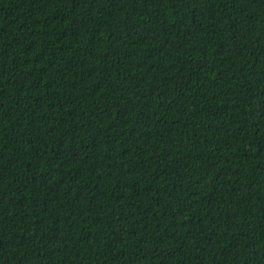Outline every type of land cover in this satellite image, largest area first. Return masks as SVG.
Here are the masks:
<instances>
[{
    "label": "trees",
    "instance_id": "16d2710c",
    "mask_svg": "<svg viewBox=\"0 0 264 264\" xmlns=\"http://www.w3.org/2000/svg\"><path fill=\"white\" fill-rule=\"evenodd\" d=\"M0 264H264V0H0Z\"/></svg>",
    "mask_w": 264,
    "mask_h": 264
}]
</instances>
